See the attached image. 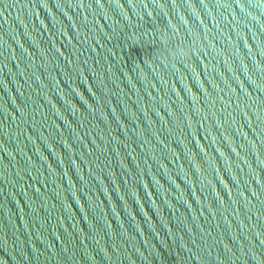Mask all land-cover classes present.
Wrapping results in <instances>:
<instances>
[{
	"label": "water",
	"instance_id": "95a60500",
	"mask_svg": "<svg viewBox=\"0 0 264 264\" xmlns=\"http://www.w3.org/2000/svg\"><path fill=\"white\" fill-rule=\"evenodd\" d=\"M0 264H264V0H0Z\"/></svg>",
	"mask_w": 264,
	"mask_h": 264
}]
</instances>
